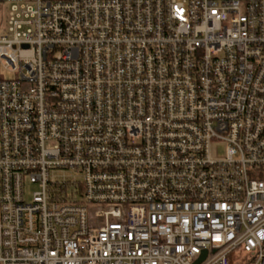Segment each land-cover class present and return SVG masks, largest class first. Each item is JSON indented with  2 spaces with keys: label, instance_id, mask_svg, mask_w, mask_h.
Masks as SVG:
<instances>
[{
  "label": "built area",
  "instance_id": "built-area-1",
  "mask_svg": "<svg viewBox=\"0 0 264 264\" xmlns=\"http://www.w3.org/2000/svg\"><path fill=\"white\" fill-rule=\"evenodd\" d=\"M204 251L264 264V0H0V264Z\"/></svg>",
  "mask_w": 264,
  "mask_h": 264
},
{
  "label": "rangeland",
  "instance_id": "rangeland-1",
  "mask_svg": "<svg viewBox=\"0 0 264 264\" xmlns=\"http://www.w3.org/2000/svg\"><path fill=\"white\" fill-rule=\"evenodd\" d=\"M2 74H5L7 77L10 76V74H8L7 71H2ZM221 152H222V147H221ZM68 174V173H67ZM33 185L31 184H27V192L29 193V191H31L33 189ZM244 256L245 254L244 253H241V252H235L233 255H232V262L233 264H243V259H244Z\"/></svg>",
  "mask_w": 264,
  "mask_h": 264
},
{
  "label": "water",
  "instance_id": "water-1",
  "mask_svg": "<svg viewBox=\"0 0 264 264\" xmlns=\"http://www.w3.org/2000/svg\"><path fill=\"white\" fill-rule=\"evenodd\" d=\"M205 256H206V251L203 252L200 259L198 261H196L195 264H198L200 261H202L205 258Z\"/></svg>",
  "mask_w": 264,
  "mask_h": 264
}]
</instances>
